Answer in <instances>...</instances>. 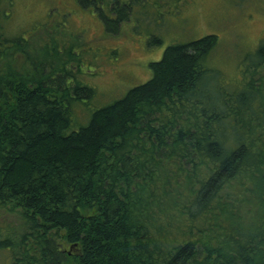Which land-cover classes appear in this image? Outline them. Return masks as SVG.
<instances>
[{"label": "trees", "instance_id": "1", "mask_svg": "<svg viewBox=\"0 0 264 264\" xmlns=\"http://www.w3.org/2000/svg\"><path fill=\"white\" fill-rule=\"evenodd\" d=\"M107 3L112 28L92 8L113 32L126 14ZM7 15L0 264H264V40L238 78L213 60V33L169 44L146 81L71 130V104L93 94L82 60L11 35Z\"/></svg>", "mask_w": 264, "mask_h": 264}, {"label": "rangeland", "instance_id": "2", "mask_svg": "<svg viewBox=\"0 0 264 264\" xmlns=\"http://www.w3.org/2000/svg\"><path fill=\"white\" fill-rule=\"evenodd\" d=\"M89 1L0 3L8 11L4 22L8 33L30 41L54 39L62 48L71 45L82 60L75 79L92 87L93 94L71 104V130L86 125L95 109L146 81L150 62L158 60L169 44L213 33L218 38L213 60L226 77L238 78L242 55L264 40V0H96L86 7ZM111 1L118 14H126L113 32L105 28L114 27L105 7ZM92 6L100 7L109 18L107 24Z\"/></svg>", "mask_w": 264, "mask_h": 264}]
</instances>
